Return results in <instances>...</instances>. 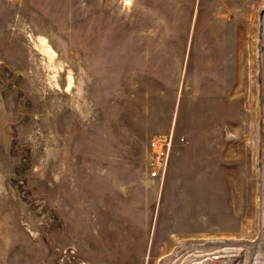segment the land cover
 <instances>
[{"label": "rangeland", "instance_id": "1", "mask_svg": "<svg viewBox=\"0 0 264 264\" xmlns=\"http://www.w3.org/2000/svg\"><path fill=\"white\" fill-rule=\"evenodd\" d=\"M213 2L0 0V264H264V0Z\"/></svg>", "mask_w": 264, "mask_h": 264}, {"label": "built area", "instance_id": "2", "mask_svg": "<svg viewBox=\"0 0 264 264\" xmlns=\"http://www.w3.org/2000/svg\"><path fill=\"white\" fill-rule=\"evenodd\" d=\"M173 143L172 133H157L148 144V175L153 180L163 181Z\"/></svg>", "mask_w": 264, "mask_h": 264}, {"label": "crops", "instance_id": "3", "mask_svg": "<svg viewBox=\"0 0 264 264\" xmlns=\"http://www.w3.org/2000/svg\"><path fill=\"white\" fill-rule=\"evenodd\" d=\"M220 3H221V0H214L211 9L214 11L215 9H217V7L219 6ZM150 180H152V179H150Z\"/></svg>", "mask_w": 264, "mask_h": 264}, {"label": "bare ground", "instance_id": "4", "mask_svg": "<svg viewBox=\"0 0 264 264\" xmlns=\"http://www.w3.org/2000/svg\"><path fill=\"white\" fill-rule=\"evenodd\" d=\"M260 134V133H259ZM263 171V170H262ZM263 188V187H262ZM257 192V191H256ZM244 213V212H243ZM245 217V216H244ZM218 234V233H217ZM259 240V239H258ZM255 243V242H254ZM252 245V244H251ZM254 249V248H253ZM173 261V260H172ZM256 264V263H255Z\"/></svg>", "mask_w": 264, "mask_h": 264}]
</instances>
